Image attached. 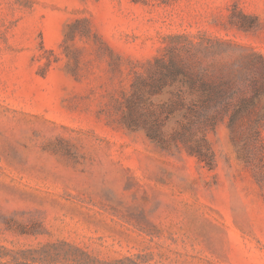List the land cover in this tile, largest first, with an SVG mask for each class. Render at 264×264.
<instances>
[{
  "label": "rangeland",
  "instance_id": "obj_1",
  "mask_svg": "<svg viewBox=\"0 0 264 264\" xmlns=\"http://www.w3.org/2000/svg\"><path fill=\"white\" fill-rule=\"evenodd\" d=\"M175 33L264 55V0H0V264H264V173L226 121L213 168L122 123Z\"/></svg>",
  "mask_w": 264,
  "mask_h": 264
},
{
  "label": "trees",
  "instance_id": "obj_2",
  "mask_svg": "<svg viewBox=\"0 0 264 264\" xmlns=\"http://www.w3.org/2000/svg\"><path fill=\"white\" fill-rule=\"evenodd\" d=\"M75 22L91 28L88 17ZM232 23L244 31L258 26L256 16L244 12ZM166 41L147 72L135 74L124 100L123 125L145 131L164 150L185 149L213 168L215 152L208 133L226 121L240 138V157L261 179L264 55L252 45L206 33H175Z\"/></svg>",
  "mask_w": 264,
  "mask_h": 264
}]
</instances>
